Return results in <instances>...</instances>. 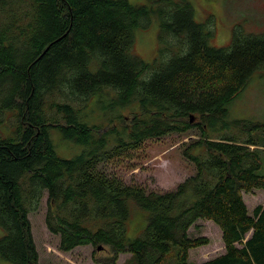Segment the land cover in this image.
Segmentation results:
<instances>
[{"label": "trees", "instance_id": "16d2710c", "mask_svg": "<svg viewBox=\"0 0 264 264\" xmlns=\"http://www.w3.org/2000/svg\"><path fill=\"white\" fill-rule=\"evenodd\" d=\"M157 13L166 47L150 64L133 49L135 29L150 21L146 5L0 0V255L8 262L38 264L28 215L46 194L45 225L58 249L101 246L108 256L99 264H117L120 253L130 254L125 264H191L190 251L209 244L189 233L197 220L213 222L223 244L197 264H264V202L250 210L244 199L264 193L252 136L264 122L227 117L264 63V33H235L215 47L189 3L165 0ZM94 96L108 100L101 125L78 115ZM229 125L239 133L219 132ZM50 127L79 151L60 156ZM186 132L196 136L182 147L194 174L173 189L100 168L146 140ZM134 208L143 221L129 237Z\"/></svg>", "mask_w": 264, "mask_h": 264}, {"label": "rangeland", "instance_id": "374dc122", "mask_svg": "<svg viewBox=\"0 0 264 264\" xmlns=\"http://www.w3.org/2000/svg\"><path fill=\"white\" fill-rule=\"evenodd\" d=\"M184 1L193 8V18L197 23H203L205 30L212 32L209 43L215 47L228 45L235 33H264V0H172ZM136 5H146L150 8V21L134 31V52L146 63L158 58L161 48L158 34L160 30L157 9L165 0H129ZM170 41V40H169ZM173 39L170 43H174ZM169 53L166 52L165 55ZM166 58V57H165ZM165 61V60H164ZM108 104L106 97H93L87 108L82 109L81 119L90 125L107 122ZM228 119H251L264 122V63L249 76L245 88L228 104ZM126 113V110L124 111ZM10 117V114L8 115ZM239 133V129L229 125L220 133ZM190 133V134H188ZM49 136L56 152L62 157H72L79 148L70 138L61 135L58 128L50 127ZM252 136L258 141L261 152V167L258 173L264 174V132L254 131ZM193 132L183 134L173 133L164 137L144 141L136 150L127 152L120 159H113L100 164L109 175L120 177L125 183H135L157 191L173 189L176 184L187 176L194 174V165L182 155V147L195 138ZM244 199L251 210L256 204L264 202V193L255 191L244 194ZM47 196L41 198L37 210L29 213L31 234L38 251V264H99L107 257L106 251L91 245L79 246L68 252L58 249V236L51 234L45 225ZM131 216V227L128 236L134 237L142 223L143 212L134 208ZM0 226V237L3 235ZM193 236L206 235L209 244L203 248L190 251L189 261L197 264L213 257L223 250L220 232L217 226L206 220H197L190 227ZM129 253H120L117 264H125ZM0 264H13L0 255Z\"/></svg>", "mask_w": 264, "mask_h": 264}, {"label": "water", "instance_id": "95a60500", "mask_svg": "<svg viewBox=\"0 0 264 264\" xmlns=\"http://www.w3.org/2000/svg\"><path fill=\"white\" fill-rule=\"evenodd\" d=\"M97 248H98V249H101L102 247H101V246H98Z\"/></svg>", "mask_w": 264, "mask_h": 264}]
</instances>
